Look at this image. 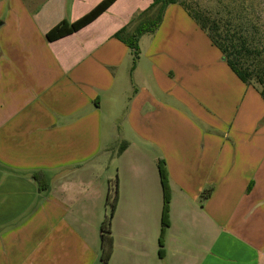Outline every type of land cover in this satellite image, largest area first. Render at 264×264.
Returning a JSON list of instances; mask_svg holds the SVG:
<instances>
[{"label": "crops", "instance_id": "obj_1", "mask_svg": "<svg viewBox=\"0 0 264 264\" xmlns=\"http://www.w3.org/2000/svg\"><path fill=\"white\" fill-rule=\"evenodd\" d=\"M102 1L0 0V264H264L259 90L177 4L137 59L115 35L153 0L48 40Z\"/></svg>", "mask_w": 264, "mask_h": 264}, {"label": "trees", "instance_id": "obj_2", "mask_svg": "<svg viewBox=\"0 0 264 264\" xmlns=\"http://www.w3.org/2000/svg\"><path fill=\"white\" fill-rule=\"evenodd\" d=\"M117 0H103L91 12L76 22L63 21L47 35L54 41L71 35L96 20ZM180 5L197 25L207 34L212 44L219 49L225 62L237 77L247 85L256 87L264 99V31L254 22L250 6L233 7L226 4L221 9L204 8L199 3L189 4L183 0H153L150 7L137 13L131 20L134 28L121 29L115 37L133 50L135 59L139 56V41L145 34L155 33L161 26L166 10L171 5ZM123 149V148H122ZM121 149V151H122ZM161 181L164 190V209L162 216V235L169 228V179L164 163H159ZM117 187L109 193L107 205L110 212L101 227V258L105 263L113 251L111 222L117 203ZM162 251V249L160 250Z\"/></svg>", "mask_w": 264, "mask_h": 264}, {"label": "rangeland", "instance_id": "obj_3", "mask_svg": "<svg viewBox=\"0 0 264 264\" xmlns=\"http://www.w3.org/2000/svg\"><path fill=\"white\" fill-rule=\"evenodd\" d=\"M189 4L199 3L204 8L221 9L226 4H233V7L239 8L242 6H250L252 20L257 22L260 28L264 31V0H183Z\"/></svg>", "mask_w": 264, "mask_h": 264}]
</instances>
